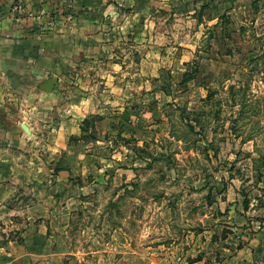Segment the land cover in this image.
<instances>
[{"label":"crops","instance_id":"obj_1","mask_svg":"<svg viewBox=\"0 0 264 264\" xmlns=\"http://www.w3.org/2000/svg\"><path fill=\"white\" fill-rule=\"evenodd\" d=\"M178 5L0 0V264H63L70 253V212L84 203L85 189L98 194L99 186L112 183L109 173L135 176L132 166L115 165L108 148L113 138L131 137L142 154L146 134L155 136L162 124L152 119L158 107L148 104L160 100L155 81L175 60L177 40L166 35L163 23L178 15ZM202 6L181 13L198 18ZM51 18L53 27L47 25ZM53 77L54 88L44 90ZM89 118L94 122L84 134L93 140L81 137ZM239 211L228 219L242 246L224 253L222 264H264V220L255 226L248 212ZM35 222L41 223L38 233L32 232ZM207 232L189 236L193 258L207 252L214 237ZM18 233L37 235L42 244L15 245ZM203 254L190 264H207Z\"/></svg>","mask_w":264,"mask_h":264},{"label":"rangeland","instance_id":"obj_2","mask_svg":"<svg viewBox=\"0 0 264 264\" xmlns=\"http://www.w3.org/2000/svg\"><path fill=\"white\" fill-rule=\"evenodd\" d=\"M175 1L178 15L163 23L177 40L175 60L155 81L160 100L148 104L162 124L146 134L142 154L136 139L113 138L110 159L135 176L109 173L98 194L85 189L70 212L63 264H190L189 236L205 231L214 237L198 256L222 264L239 244L228 217L244 210L255 226L264 220V0ZM204 4L198 18L181 13ZM243 100L250 117L237 119ZM13 240L42 244L37 235Z\"/></svg>","mask_w":264,"mask_h":264},{"label":"trees","instance_id":"obj_3","mask_svg":"<svg viewBox=\"0 0 264 264\" xmlns=\"http://www.w3.org/2000/svg\"><path fill=\"white\" fill-rule=\"evenodd\" d=\"M208 6V4L206 5V4H204L203 6H202V8H201V10H200V12H199V16H200V14L206 9V7ZM263 69H264V58H263ZM192 78V77H191ZM239 104H241V109H240V112H239V117L237 118V119H239L240 117H242V116H249L250 117V115H248V114H246V110H245V107L247 106V103H246V100H243V101H241V102H239ZM260 112H262V109L259 107L258 108V110H256V112H254V114H258V113H260ZM94 119H92V118H89V119H86L84 122H83V126H82V131H83V134H82V136L81 137H83V138H85V139H95V136H86L85 134H84V131L86 130V127H90L91 126V124L93 125V121ZM195 121H197V119L195 118ZM188 126L190 127V129H191V131H193V132H195V129H196V124H192L191 122H189V124H188ZM76 139H80V138H75V140ZM252 139V136L250 135V136H248L247 138H245V140L244 141H248V140H251ZM139 150L141 151H145L144 150V148H139ZM244 203H245V207L246 208H248V206H249V202H248V200L246 199L245 201H244ZM242 246V244H239L238 245V248H240ZM202 259V256L200 257V256H197V258H195V259H192L191 261L192 262H195V261H199V260H201Z\"/></svg>","mask_w":264,"mask_h":264},{"label":"water","instance_id":"obj_4","mask_svg":"<svg viewBox=\"0 0 264 264\" xmlns=\"http://www.w3.org/2000/svg\"><path fill=\"white\" fill-rule=\"evenodd\" d=\"M57 82V78H50L47 82L42 85V88L46 91H51Z\"/></svg>","mask_w":264,"mask_h":264},{"label":"built area","instance_id":"obj_5","mask_svg":"<svg viewBox=\"0 0 264 264\" xmlns=\"http://www.w3.org/2000/svg\"><path fill=\"white\" fill-rule=\"evenodd\" d=\"M16 9L20 12V14H27L23 8L22 5H17L16 6ZM29 15V14H28ZM56 24V20L51 18L48 22H47V25L49 27H53L54 25Z\"/></svg>","mask_w":264,"mask_h":264}]
</instances>
